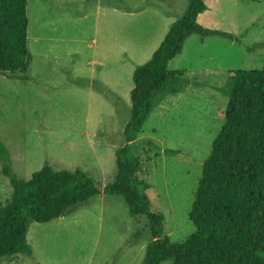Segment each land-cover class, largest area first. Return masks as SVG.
I'll return each instance as SVG.
<instances>
[{
  "label": "rangeland",
  "instance_id": "374dc122",
  "mask_svg": "<svg viewBox=\"0 0 264 264\" xmlns=\"http://www.w3.org/2000/svg\"><path fill=\"white\" fill-rule=\"evenodd\" d=\"M203 27L236 39L192 34L170 62L185 70L183 92L165 97L136 142L140 177L155 192L164 233L181 241L193 232L188 218L201 163L223 123L225 71L264 68V0H205ZM187 0H28L26 78L0 74V138L12 168L28 179L43 165L79 168L99 193L47 223H32L31 257L0 264H141L150 240L147 219L130 216L125 201L103 192L114 177L115 150L124 142L132 72L144 63L178 19ZM21 77V76H20ZM164 149H177L165 155ZM11 194L1 174L0 204ZM164 264H170L166 262Z\"/></svg>",
  "mask_w": 264,
  "mask_h": 264
},
{
  "label": "trees",
  "instance_id": "16d2710c",
  "mask_svg": "<svg viewBox=\"0 0 264 264\" xmlns=\"http://www.w3.org/2000/svg\"><path fill=\"white\" fill-rule=\"evenodd\" d=\"M27 8L28 0H0V74L9 78L25 79L30 64ZM205 9V0H187L151 57L132 72L125 143L115 150L116 171L103 192L121 197L130 216L147 219L150 240L141 264H264V68L227 70L225 85L214 86L226 104L192 193V233L181 241L165 235L164 214L152 206L153 186L139 175L137 151L143 145L158 147L148 139L136 142L138 134L165 97L188 85L185 70L171 69L169 62L192 34L239 40L200 25L197 18ZM255 48H264V41L248 46ZM179 153L164 149L165 155ZM0 163L11 186L10 197L0 204V263L17 255L32 256L27 237L32 223L70 214L100 192L79 168L43 165L28 179L20 177L1 138Z\"/></svg>",
  "mask_w": 264,
  "mask_h": 264
},
{
  "label": "crops",
  "instance_id": "0c3cea01",
  "mask_svg": "<svg viewBox=\"0 0 264 264\" xmlns=\"http://www.w3.org/2000/svg\"><path fill=\"white\" fill-rule=\"evenodd\" d=\"M207 7V6H206Z\"/></svg>",
  "mask_w": 264,
  "mask_h": 264
}]
</instances>
